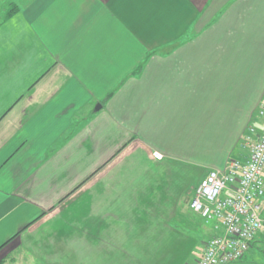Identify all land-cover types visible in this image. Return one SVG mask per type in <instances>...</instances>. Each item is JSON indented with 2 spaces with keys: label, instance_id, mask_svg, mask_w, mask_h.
I'll list each match as a JSON object with an SVG mask.
<instances>
[{
  "label": "crops",
  "instance_id": "0c3cea01",
  "mask_svg": "<svg viewBox=\"0 0 264 264\" xmlns=\"http://www.w3.org/2000/svg\"><path fill=\"white\" fill-rule=\"evenodd\" d=\"M11 2L0 264H80L88 241L98 264H190L221 231L178 195L262 130L264 0H27L7 15Z\"/></svg>",
  "mask_w": 264,
  "mask_h": 264
},
{
  "label": "built area",
  "instance_id": "2783aa9c",
  "mask_svg": "<svg viewBox=\"0 0 264 264\" xmlns=\"http://www.w3.org/2000/svg\"><path fill=\"white\" fill-rule=\"evenodd\" d=\"M262 130L245 138L247 155L231 159L224 171H209L188 203L204 221H216L220 234L204 245L196 264H231L242 260L259 237L264 238V104L258 110ZM152 157L161 160L159 152Z\"/></svg>",
  "mask_w": 264,
  "mask_h": 264
},
{
  "label": "rangeland",
  "instance_id": "374dc122",
  "mask_svg": "<svg viewBox=\"0 0 264 264\" xmlns=\"http://www.w3.org/2000/svg\"><path fill=\"white\" fill-rule=\"evenodd\" d=\"M2 1V0H1ZM27 0H12L11 2V6L12 5H16L19 6V2L20 3H24ZM8 3V1H7ZM262 120V119H261ZM263 122V120H262ZM243 145L245 146V139L243 141ZM191 184H189L185 189V191H183L182 193H180L179 199H177V204H176V208L178 210L179 213H184L186 214L187 212H189V210L187 209V204H188V199L192 196V193L194 191V186H190ZM176 196V195H175ZM203 220V219H202ZM204 221V220H203ZM217 225L216 221L210 220L207 221L206 223V227L209 229H214V227ZM212 234V232L206 231L204 232L203 230L198 231V235L200 237V243L206 241L210 235ZM88 249H96L92 252H89L88 250L86 251H82L80 253L75 254L74 253V261L76 260H80L81 263L80 264H98V245L94 244L91 241H88L87 243ZM201 244L200 246H198V248H196L190 255V261L188 263L190 264H194L196 262V260L201 256ZM73 263V262H72ZM231 264H264V257L263 254L261 252H259V250L256 248L253 251H250L247 253V258L245 260H240L238 262H234Z\"/></svg>",
  "mask_w": 264,
  "mask_h": 264
},
{
  "label": "trees",
  "instance_id": "16d2710c",
  "mask_svg": "<svg viewBox=\"0 0 264 264\" xmlns=\"http://www.w3.org/2000/svg\"><path fill=\"white\" fill-rule=\"evenodd\" d=\"M10 8L11 9L8 10L7 15L13 14L14 10H16V8H18V7L16 5H12V6H10Z\"/></svg>",
  "mask_w": 264,
  "mask_h": 264
},
{
  "label": "water",
  "instance_id": "95a60500",
  "mask_svg": "<svg viewBox=\"0 0 264 264\" xmlns=\"http://www.w3.org/2000/svg\"><path fill=\"white\" fill-rule=\"evenodd\" d=\"M100 107H101V106L99 105L98 108H100ZM98 108H97V109H98Z\"/></svg>",
  "mask_w": 264,
  "mask_h": 264
}]
</instances>
